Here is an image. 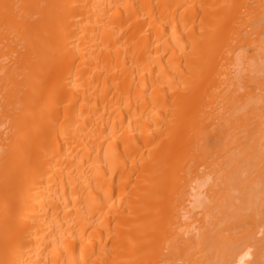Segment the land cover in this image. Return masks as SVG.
<instances>
[{"label": "bare ground", "instance_id": "bare-ground-1", "mask_svg": "<svg viewBox=\"0 0 264 264\" xmlns=\"http://www.w3.org/2000/svg\"><path fill=\"white\" fill-rule=\"evenodd\" d=\"M0 264H264V0H0Z\"/></svg>", "mask_w": 264, "mask_h": 264}]
</instances>
